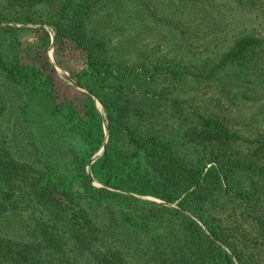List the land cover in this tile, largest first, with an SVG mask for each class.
<instances>
[{
  "label": "rangeland",
  "instance_id": "obj_1",
  "mask_svg": "<svg viewBox=\"0 0 264 264\" xmlns=\"http://www.w3.org/2000/svg\"><path fill=\"white\" fill-rule=\"evenodd\" d=\"M62 1L0 0V54L7 64L17 63L23 70L18 82L0 71V154L7 152L26 165V175L36 186L57 198L62 215L74 210L91 237V251L108 248L125 264L165 259L180 244L179 218L142 223L140 205L91 189L177 207V200L157 196L158 172L143 150L134 153L125 125L116 121H126L141 135L148 129L167 137L180 161L202 171L213 168L208 160L213 145H196L182 137L194 112L214 116L227 130L244 137H264V95L252 97L232 67L209 75L235 38L247 34L264 38V0H94L83 17L85 49L54 36L53 22L73 13L72 7L62 12ZM99 40L102 46L93 47ZM89 52L103 56L114 72L132 66L154 72L151 80L129 83L135 91L127 101L120 99L129 108L140 102L144 118L131 112L118 118L110 107H103L96 94L107 104L110 98L88 65ZM185 69L203 77L179 73ZM116 81L120 80L112 82ZM138 88L157 94L138 95L142 90ZM106 144L111 152L104 162ZM253 146L233 141L221 150L224 160L241 166L232 168L228 177L237 192H250L248 199L221 187L205 193L203 208L227 229L228 240L242 249L243 256L258 249L261 254L254 256L264 264V233L256 222L264 220V175L257 168L262 159ZM83 174L89 178L88 187L82 183ZM31 204L44 210L41 203ZM29 211L27 206L23 223L29 224ZM7 224L16 230L17 223ZM64 241L68 247L69 239ZM221 247L230 253L224 244ZM232 262L238 264L234 258Z\"/></svg>",
  "mask_w": 264,
  "mask_h": 264
},
{
  "label": "trees",
  "instance_id": "obj_2",
  "mask_svg": "<svg viewBox=\"0 0 264 264\" xmlns=\"http://www.w3.org/2000/svg\"><path fill=\"white\" fill-rule=\"evenodd\" d=\"M93 1L79 0L73 4L72 0H63L60 4L62 12L72 7L73 13L66 20L53 22L55 38L65 37L75 42L77 47L87 48L88 40L83 26V17L90 11ZM92 46L99 48L102 42L94 41ZM87 61L89 67L96 73L99 88L104 89V95L110 98V104H107L99 94H96L103 107H110L116 112L118 118L124 112H131L138 118H144L145 107L140 102L133 103L129 108L123 104V101L128 100L130 91H135V89L131 90L129 83L151 80L154 72L135 66L123 70L115 68L116 72H114L113 66L103 56L91 52L88 53ZM226 67L234 69L236 80L244 85L245 90L248 88L253 92L252 97L254 95L258 98L264 95V38L252 34L235 38L228 49L218 57L209 75L214 70ZM0 71L8 80L18 82L23 70L17 63L7 64L0 54ZM179 73L196 78L203 77L202 73L188 69ZM115 80H125L128 83L120 81L113 83L112 81ZM139 93L138 95L148 93L152 96L157 94L146 88ZM245 97L251 96L245 95ZM120 99L123 101L121 102ZM108 116L110 120H114L111 114ZM116 123L125 125L124 130L136 148L134 153L143 150L147 160H150L153 168L158 172L159 178L154 183L157 196L166 201L177 200V207L171 208L127 194L121 195L91 187L93 191L104 197L140 205L142 223L148 220L159 221L166 216H175L180 219L182 231L178 248L172 250L165 259L158 258L150 264H233V258L238 264H262L260 258L254 256L261 254L258 249L253 253L254 255L243 256L242 249L238 250L236 245L228 240L227 229L221 228L206 214L203 200L206 192L221 187H225L227 191L231 190L235 196L248 199L250 192L244 195L240 191L237 192L236 188L230 184L228 177L231 169L240 165L224 160L221 150L227 149L233 141L254 145V153H258L262 159L257 164V168L264 175V137L251 139L244 137L227 130L216 117L194 112V118H191L190 124L182 129V137L185 141L196 145H213L209 150L208 158L213 168L202 171L180 161L171 152V143L167 137L152 134L148 129H145L141 135L134 128L128 127L126 121L117 120ZM109 127L111 128V125ZM110 152L111 146L106 144L102 161L109 159ZM25 167L26 165L14 160L7 152L0 154V264H125L118 252L108 248L101 250L96 248L97 253L91 251V237L74 210H64L62 215L57 208V198L47 192L44 187H37L32 178L26 175ZM89 182L87 175L83 174L84 187H88ZM30 202L41 203L44 210ZM27 206L30 207V211L26 213L30 219L29 224L22 222ZM190 215L200 221L208 234ZM7 220L17 223L16 230L8 227V224L5 226ZM256 222L264 233V220L257 219ZM62 226L63 232H60ZM64 239H69L68 247ZM64 244L66 248L63 247ZM221 244H224L230 253L225 252ZM87 251L88 253L84 254Z\"/></svg>",
  "mask_w": 264,
  "mask_h": 264
}]
</instances>
